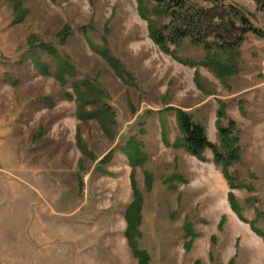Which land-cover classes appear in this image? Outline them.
I'll return each instance as SVG.
<instances>
[{
	"label": "rangeland",
	"instance_id": "1",
	"mask_svg": "<svg viewBox=\"0 0 264 264\" xmlns=\"http://www.w3.org/2000/svg\"><path fill=\"white\" fill-rule=\"evenodd\" d=\"M160 1L181 21L234 7L264 32V6L255 0ZM144 2L168 33L189 32L168 46L172 54L151 39L138 0H0V116L38 113L34 128L53 141L48 156L64 157L63 174L50 177L61 184V214L51 216L50 202L49 216L34 217V264H139L125 235L132 179L143 200L136 241L149 264H264L255 232H264V38L248 33L241 42L239 32L202 17L207 42L237 45L208 52L189 20L159 19L155 3ZM221 65L233 73L220 74ZM60 69L64 84L55 78ZM74 86L84 121L72 118ZM221 105L222 127L235 123L239 139L241 161L229 168L234 190L211 150L201 162L177 147L179 111L221 147Z\"/></svg>",
	"mask_w": 264,
	"mask_h": 264
},
{
	"label": "crops",
	"instance_id": "2",
	"mask_svg": "<svg viewBox=\"0 0 264 264\" xmlns=\"http://www.w3.org/2000/svg\"><path fill=\"white\" fill-rule=\"evenodd\" d=\"M37 114L0 116V264H34V249H38L34 248V217L49 216L50 202L51 216H59L58 207L65 200L57 194L61 184L51 180L63 174L64 157L58 150L48 156L53 141L41 125L34 128ZM74 115L73 120H78ZM64 122H56V128ZM50 159L56 166L50 165Z\"/></svg>",
	"mask_w": 264,
	"mask_h": 264
},
{
	"label": "trees",
	"instance_id": "3",
	"mask_svg": "<svg viewBox=\"0 0 264 264\" xmlns=\"http://www.w3.org/2000/svg\"><path fill=\"white\" fill-rule=\"evenodd\" d=\"M139 1V11L141 17L147 21L148 28L150 32V37L154 41L156 45L160 47V49L167 53L172 54V52L169 49V45L171 43L179 44L181 40L185 37L190 36L189 32L182 29L181 27H177L174 29L173 33H168V31L171 29L168 25H161L159 26L156 21L152 19V17L148 14V11L145 7L144 0H138ZM155 3L154 6V13L159 19H162L164 17L172 19L174 22L176 20H179L178 22L185 23V21L189 20V22L185 23L189 25L192 29L197 31V34L199 35L196 37L195 42L201 46H203L208 52H211V50L214 49V47L218 48H236L237 45L234 43H227L226 45L222 43H210L206 41V38L202 35V32H204V28L201 27V18H205L207 21H210L211 24L210 27L217 28L219 30L223 29L225 32H233L237 31L240 33L238 40L241 42L244 39V36L248 33H252L256 35L259 38H264V32L256 27L251 23L249 17L244 14L242 11L238 10L234 7H227L224 9L223 13H216V12H207L205 15L203 14H197V15H187L182 21H181V15L177 14L175 11L172 12L169 7H166L163 5L162 1L160 0H151ZM257 3L264 6V0H255ZM176 7L178 9L183 8V4L180 2L176 3ZM189 14V13H188ZM220 20L221 25H214V20ZM183 26V24H182ZM204 26V25H203ZM71 70V69H70ZM233 68L231 67L229 69V72L225 71V67L221 65V69H218L220 74H223L225 72L226 75L233 73ZM71 72V71H70ZM67 73V70L63 71L60 69L58 73H56L55 78L60 81L62 84H64L63 76ZM73 76V75H72ZM74 92L77 96V104H78V110H77V118L79 120L84 121V115L81 112V109L79 108V102L81 99L76 92V87L74 86ZM224 105H221L220 110L218 111V120L216 122V127L220 136L221 141V147L213 144L207 134L206 128L198 123H195L192 119V117L183 111H179L177 113V120H178V126L181 134L183 135V139L180 141V144L178 143L177 147H181L186 149V151L197 158L201 162H206L205 153L208 150H211L214 154V162L215 164L219 165L222 168V173L225 176V178L228 180L230 184V188L232 190L236 189L237 186L233 182V178L229 172V168L234 166L235 164H238L241 161V153L240 148L238 147L239 139L233 137V131L235 128V123H230V127L225 129L222 127L220 120L225 117L224 113ZM88 118H92V113H88ZM223 150V151H222ZM132 189H133V195L134 200L129 205L127 211H126V222H127V229H126V238L129 243V246L132 250V253L135 258L138 259L139 264H149L150 263V256L142 252L138 249V243L136 239L140 236L139 228L141 226V209L143 206V200L135 186L134 180L132 179ZM228 199L231 205L232 210L242 219V212L240 211L238 204L236 202V198L234 193H229ZM222 225V224H221ZM220 225V227H221ZM252 228L253 223L251 224ZM255 232L263 238L264 240V232L259 231L255 229ZM188 246V245H187ZM195 264H202L200 261H197ZM233 264V261L230 263Z\"/></svg>",
	"mask_w": 264,
	"mask_h": 264
}]
</instances>
